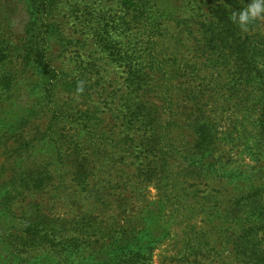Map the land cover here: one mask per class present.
Wrapping results in <instances>:
<instances>
[{
  "label": "rangeland",
  "instance_id": "rangeland-1",
  "mask_svg": "<svg viewBox=\"0 0 264 264\" xmlns=\"http://www.w3.org/2000/svg\"><path fill=\"white\" fill-rule=\"evenodd\" d=\"M146 1L156 27L122 0H56L50 19L62 39L49 45L50 67L89 92L59 89L52 115L39 89L30 92L41 80L23 57L26 1L0 0V120L13 125L0 132V183L15 175L17 183L0 223V264H98L112 239L139 231H159L151 264H179L180 227H159L172 212L158 190L163 166L196 198L225 196L223 181L194 179L186 160L195 126L208 120L223 171L255 165L253 139L234 132L241 117L223 109L203 78L214 69L201 59L204 25L227 0ZM258 23L263 32L264 18ZM200 85L194 99L189 91Z\"/></svg>",
  "mask_w": 264,
  "mask_h": 264
},
{
  "label": "trees",
  "instance_id": "trees-1",
  "mask_svg": "<svg viewBox=\"0 0 264 264\" xmlns=\"http://www.w3.org/2000/svg\"><path fill=\"white\" fill-rule=\"evenodd\" d=\"M24 1L29 19L23 34V57L41 80L30 92L39 89L40 98L54 115L55 95L59 89L80 97L86 96L89 91L80 89V83L74 79L68 83L63 75L50 67L49 45L62 39L61 29L50 19L55 13L56 0ZM122 1L135 8L146 21V27H156L154 20L157 18L151 3L146 0ZM250 2L227 0L212 9L211 17L204 25L201 59L214 68L203 77L209 78L207 91H213L223 98L221 106L225 111L233 110L241 117L242 120L233 123L234 132L245 133L253 139L254 149L250 151L254 153L250 154V160L255 165H237L234 169L223 171L213 152L218 139L217 133L211 130L217 127L208 120L195 126V133L199 137L195 141V149L186 160L192 167L194 179L223 181L225 196L215 192L219 195L207 194L196 198L187 192L183 178L174 177L169 166H163L162 173L165 175L159 179L162 184L158 190L161 191L162 201H165L168 209L172 208V212L161 221L159 227L164 231L180 227L176 237L181 249L175 253L176 256L181 255L179 264H220L223 256H227L230 264H264V31L259 30L258 20L253 21L245 32L230 19L233 12H238ZM3 52L0 49V54ZM216 72H222V75ZM190 73L192 78L200 79L199 73ZM223 75L225 79L220 78ZM201 88L205 87L200 85L189 91L190 96H196V99ZM16 119L17 123L27 122L25 117ZM9 122L0 120V132L13 130ZM236 124L240 129L237 130ZM245 138L242 136V140ZM172 147L169 145L162 153L163 161L171 153ZM21 174L22 182L27 187L29 176L27 172ZM15 180L16 175L0 183V223L14 206L15 196L12 194L17 191ZM146 218L152 222L149 214H146ZM158 232L131 233L128 238L132 246L126 249L119 246L128 245V238L110 240L112 249L107 253H98L105 254L98 264H151L155 249L152 244L157 242Z\"/></svg>",
  "mask_w": 264,
  "mask_h": 264
},
{
  "label": "clouds",
  "instance_id": "clouds-1",
  "mask_svg": "<svg viewBox=\"0 0 264 264\" xmlns=\"http://www.w3.org/2000/svg\"><path fill=\"white\" fill-rule=\"evenodd\" d=\"M243 3V0H242ZM264 18V0H251L238 12H233L230 19L242 31H248L249 25L258 19Z\"/></svg>",
  "mask_w": 264,
  "mask_h": 264
}]
</instances>
